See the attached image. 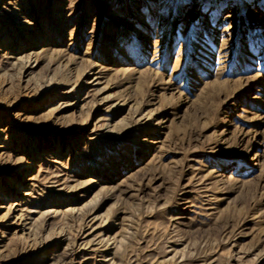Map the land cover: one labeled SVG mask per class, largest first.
Returning a JSON list of instances; mask_svg holds the SVG:
<instances>
[{
    "label": "rangeland",
    "instance_id": "rangeland-1",
    "mask_svg": "<svg viewBox=\"0 0 264 264\" xmlns=\"http://www.w3.org/2000/svg\"><path fill=\"white\" fill-rule=\"evenodd\" d=\"M1 144L0 264H264V0H0Z\"/></svg>",
    "mask_w": 264,
    "mask_h": 264
},
{
    "label": "bare ground",
    "instance_id": "bare-ground-1",
    "mask_svg": "<svg viewBox=\"0 0 264 264\" xmlns=\"http://www.w3.org/2000/svg\"><path fill=\"white\" fill-rule=\"evenodd\" d=\"M27 21V20H26ZM91 74V76H86V78L83 80V72L80 74V78L77 82H74L76 85L74 87L77 89V92L80 93L81 97L79 98V101H85V99L88 100L91 91V88L94 87L99 83V78H101L102 71L101 68L98 67L97 64H94L93 66L89 67L88 70ZM73 87V90L75 89ZM71 89V88H70ZM66 90V89H65ZM69 91V90H68ZM64 92V91H62ZM67 96V95H66ZM97 97V96H96ZM77 103V102H76ZM85 103V102H84ZM75 104V103H74ZM70 105V104H69ZM81 105V104H80ZM84 105V104H83ZM99 105H102L101 103ZM118 106V102L113 104L111 109H114ZM96 108V107H95ZM108 111V110H107ZM99 112V111H98ZM105 114V113H104ZM107 115H109L107 113ZM139 115V114H138ZM107 117V116H106ZM108 117H111L110 115ZM139 118H135L134 120L135 123L140 124L141 116H138ZM104 119V118H102ZM110 119V118H109ZM106 122V121H105ZM108 122V121H107ZM105 124V123H104ZM2 129V128H1ZM4 132V131H3ZM141 133V132H140ZM159 133H165L164 131L159 132ZM7 144H1L0 149H4ZM7 152V151H6ZM5 152V153H6ZM3 153V152H2ZM4 155V154H3ZM4 156L0 157L1 161H5ZM0 161V162H1ZM2 163V162H1ZM27 171H19L17 174L16 178L13 179V181L18 182V183H24L26 188H22L23 191H20L19 193H11V194H2L0 195V209H6V212L3 213V215H0V237L5 236L6 232L15 229L16 232H22V233H27V230H30V222L28 221V216L25 214V208H24V203L28 196L30 195V187L32 183L34 182V177L30 175L29 173L26 174ZM9 178V177H8ZM37 180V179H36ZM38 181V180H37ZM32 182V183H31ZM36 184V183H35ZM33 188V186H32ZM19 189V188H18ZM14 190V189H13ZM32 190V189H31ZM28 205V204H27ZM36 207V206H35ZM29 210V209H28ZM31 211V208H30ZM54 211V210H53ZM35 212V211H34ZM55 212V211H54ZM36 213V212H35ZM49 213V212H48ZM52 213V212H51ZM30 214V213H29ZM34 214V213H33ZM35 215V214H34ZM32 218V217H31ZM89 222V220H88ZM33 224V223H32ZM90 225V224H89ZM93 228V227H92ZM92 230V229H91ZM91 230L89 232H91ZM11 233V232H10ZM89 235L88 232H85L84 235L81 237V240H85V238ZM63 236V235H62ZM64 240V239H63ZM93 241V240H91ZM95 243V242H94ZM34 244V243H33ZM61 244V243H60ZM79 244V243H78ZM82 244V243H81ZM97 244V243H96ZM41 247H46L48 245H51L50 242H45L43 244H39ZM98 245V244H97ZM96 245V246H97ZM82 247V246H81ZM90 247V245H89ZM93 247V246H92ZM32 248V247H31ZM84 248V247H83ZM88 249V248H87ZM97 250V249H96ZM79 251V250H78ZM71 255V254H70ZM58 256V255H57ZM60 256V254H59ZM52 257V256H51ZM50 257V258H51ZM56 257V256H55ZM72 257V256H71ZM57 259V257H56ZM55 258H51V261L56 260ZM58 261V259H57ZM56 262V261H55ZM80 262V261H79ZM81 263V262H80ZM56 264H75L72 261L69 263H64V262H59Z\"/></svg>",
    "mask_w": 264,
    "mask_h": 264
}]
</instances>
